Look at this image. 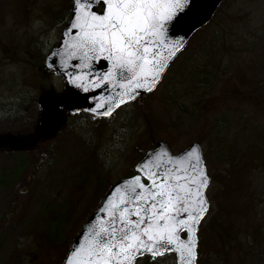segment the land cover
Here are the masks:
<instances>
[{
	"label": "rangeland",
	"instance_id": "rangeland-1",
	"mask_svg": "<svg viewBox=\"0 0 264 264\" xmlns=\"http://www.w3.org/2000/svg\"><path fill=\"white\" fill-rule=\"evenodd\" d=\"M71 3L34 0L24 19L21 0H0V58L18 56L0 66V134L32 133L41 90H63L60 76L40 81L23 62L59 40ZM155 140L173 153L202 146L210 183L198 264H264V0H224L156 89L112 117L76 116L36 148L1 150L0 264H63L88 215Z\"/></svg>",
	"mask_w": 264,
	"mask_h": 264
},
{
	"label": "snow or ice",
	"instance_id": "snow-or-ice-1",
	"mask_svg": "<svg viewBox=\"0 0 264 264\" xmlns=\"http://www.w3.org/2000/svg\"><path fill=\"white\" fill-rule=\"evenodd\" d=\"M193 2L73 0L66 59L77 58L79 63L74 67L80 71L68 75L69 83L88 91L113 83L117 77L124 81L119 84V94L98 105L104 108L101 115L133 99L136 89L150 91L165 70L167 59L182 47L181 42L168 47L170 26L181 18L179 14L191 10ZM100 59L109 62V67L94 71ZM182 159L170 157L164 164L144 162L141 173L150 183L134 176L127 196L122 194L116 202L106 198L104 210L109 219L91 231L87 243L71 251L66 264H135L137 256L145 253L155 258L170 251L176 253L178 264H193L196 226L207 211L203 189L208 181L198 150L193 163L169 170V164ZM116 191H120L119 186Z\"/></svg>",
	"mask_w": 264,
	"mask_h": 264
},
{
	"label": "water",
	"instance_id": "water-1",
	"mask_svg": "<svg viewBox=\"0 0 264 264\" xmlns=\"http://www.w3.org/2000/svg\"><path fill=\"white\" fill-rule=\"evenodd\" d=\"M222 1L223 0H194L190 11H186L185 13L179 14L181 18L178 20V22H175L174 26H170L168 33L169 36L168 47L170 48L173 47L175 45V42H181L182 47H179L178 50H176L174 54L167 59L166 61L167 66L165 70L160 74V78L157 81L156 85L161 80L164 72L166 71L172 60L186 46L189 37L198 28L205 25L207 22L211 20L219 4ZM96 10L100 11L98 9ZM72 19H73V9H72V16L70 21ZM68 27H69V23L63 28L60 43L51 50V52L47 55L45 60V63L49 70L63 76L66 83V90L59 95H57L51 89L44 90L39 96L38 104L40 107V122L35 135L31 137L21 138L13 133H9V132L4 133L0 135V148L9 147L11 150H20L28 147H33L34 144H36L38 141L49 139L55 136L67 123L68 120L67 113L70 114L85 113L97 117H109L119 107L131 102L133 99H135L137 96L141 94H146L152 91L156 87L155 86L150 91L145 89H136L137 94L134 96L133 99H126L124 103H120L118 104V106H114L110 114L101 115L100 113L104 111V108L98 107V105L106 104L114 95L119 94V92L121 91L119 84L124 83V81H122L119 77H117V81L113 83H105L104 85H101L100 87H97L95 89L89 88L88 91H83L78 87L69 83L68 75L72 74L73 72H79L80 69L74 67V65L79 63L77 58L73 57L71 59H66L67 46L65 42L68 41L71 36V33L68 32ZM166 51L167 49L163 50L161 52V56H163ZM58 53L59 55H57ZM96 65L97 67L94 68V71H98L100 66H102L104 69H107L109 67V62H106L104 59H100L98 62H96ZM93 109H95V111H93ZM197 150L201 157L200 167L207 175V181H208L207 185H208L210 181V177L206 171L205 162L202 154V147L200 143L192 142L190 145H188L178 154H173L171 152L169 145L165 141L162 140L157 141L155 143V146L148 149L143 155V157L136 163L135 165V169L137 171L136 174L122 178L116 181L111 186V188L103 197V199L95 208V210L89 215L82 229L75 236L74 240L72 241L70 251L67 257L69 256L71 251H73V249L76 246H78L80 243H87V241L91 236L92 230L98 228L101 223L109 219L107 213L104 210V208L107 207L106 198H110L113 200V202H116L122 194L124 196H127L128 193L126 189L129 187L131 183V178L134 176L139 175L141 176V180L143 183L145 184L150 183L147 177L143 176L141 173V166L144 162H149L153 164L155 163L164 164L169 161L170 157H182L183 158L182 160H176L173 161L171 164H169L168 168L169 170H174L177 167L184 168L187 167V165H189L190 163H193L195 161ZM186 152H191V155L185 156ZM152 170L158 171L155 168H153ZM189 174H191L190 169H189ZM117 186H119L120 191H116ZM206 187L203 189V194L205 197H206L205 195ZM208 206H209V202L207 200V210H208ZM199 223L196 226V231H195L196 247H195V258L193 264H197L198 256H199V252H198ZM168 254H174L176 263L178 264L176 253L174 251L165 252L164 255H158L155 258H153L151 254L145 253L142 256H137L135 264H138L140 259L146 256H149L152 260H155L159 257ZM64 264H66V259Z\"/></svg>",
	"mask_w": 264,
	"mask_h": 264
},
{
	"label": "flooded vegetation",
	"instance_id": "flooded-vegetation-1",
	"mask_svg": "<svg viewBox=\"0 0 264 264\" xmlns=\"http://www.w3.org/2000/svg\"><path fill=\"white\" fill-rule=\"evenodd\" d=\"M34 0H21V8L19 9V13L21 14V16L24 18V19H27L26 17H27V14H26V16H25V13H27L28 12V10H29V4L30 3H32ZM9 8H12L11 6L9 7ZM71 12H72V3H71V9H70V15L69 16H71ZM24 15V16H23ZM59 20H65V18H62V17H59ZM64 25H65V23H64ZM63 25V26H64ZM62 29H63V27L61 28V29H59V36H60V38H61V34H62ZM60 38H59V40L48 50V52L46 53V55L52 50V48L55 46V45H57L58 43H59V41H60ZM13 48H11V49H8L7 50V53H9L8 54V56L7 57H5V58H0V66L3 64V63H9V62H16V61H18V56H17V52H16V50H12ZM46 55H45V57L43 58V59H41V60H39V61H36V62H32V60H29V61H26V62H23V64L26 66V68L27 69H29V70H31V69H36V70H38V72H37V76H38V79L40 80V81H42V79H44V75H49L50 73H48L47 72V68H46V64H45V58H46ZM21 62V61H20ZM22 63V62H21ZM65 90V84H64V86H63V90L62 91H64ZM61 91V92H62ZM76 116H78V115H75V116H69V121H70V119H73V118H76ZM80 117V116H79Z\"/></svg>",
	"mask_w": 264,
	"mask_h": 264
},
{
	"label": "trees",
	"instance_id": "trees-1",
	"mask_svg": "<svg viewBox=\"0 0 264 264\" xmlns=\"http://www.w3.org/2000/svg\"><path fill=\"white\" fill-rule=\"evenodd\" d=\"M48 73H49V71H48ZM260 84H261V82H260ZM24 98V97H23ZM155 141H150V143H151V145H153V143H154ZM36 148V147H35ZM48 150H50V149H48ZM47 150V151H48ZM46 151V152H47ZM46 152H43V153H40V154H38L36 157H35V165H37L39 162H41V161H43L44 160V157H45V154H46ZM24 163V161H21V164H23ZM133 172V169H129L128 170V172H127V175L129 174V173H132Z\"/></svg>",
	"mask_w": 264,
	"mask_h": 264
}]
</instances>
